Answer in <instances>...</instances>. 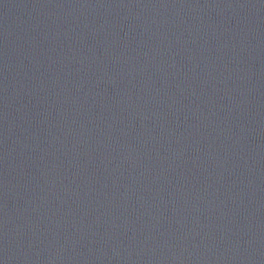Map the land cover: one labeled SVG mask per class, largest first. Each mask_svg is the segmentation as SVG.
<instances>
[{
    "label": "water",
    "instance_id": "water-1",
    "mask_svg": "<svg viewBox=\"0 0 264 264\" xmlns=\"http://www.w3.org/2000/svg\"><path fill=\"white\" fill-rule=\"evenodd\" d=\"M0 264H264V0H0Z\"/></svg>",
    "mask_w": 264,
    "mask_h": 264
}]
</instances>
